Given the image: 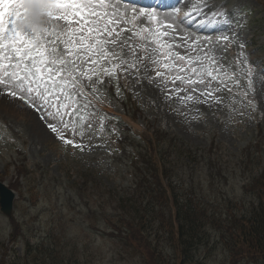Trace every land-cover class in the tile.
Segmentation results:
<instances>
[{"label":"rangeland","instance_id":"374dc122","mask_svg":"<svg viewBox=\"0 0 264 264\" xmlns=\"http://www.w3.org/2000/svg\"><path fill=\"white\" fill-rule=\"evenodd\" d=\"M174 2L175 0H167L169 4ZM201 2L204 0H196V3ZM209 2L213 7L205 9V12L214 11L221 4L231 11L239 4L246 13L242 26L234 27L233 31L225 33L229 37L228 45L234 53H229L228 45L226 52L223 51L225 47L223 43L217 46V55L223 57L222 62L229 66L230 71L236 72L240 86L236 87L232 81H227L233 91L215 93L221 98V103L212 100L208 103L194 101L182 103L175 94L171 99L168 98V89L173 87L171 84L165 86L160 78H153L149 83V77H154V73L151 68L147 73L141 69L138 75H125L129 77L133 96L142 104L141 116H145L147 121L144 118L133 120L125 115L117 104H113L117 109L116 113L121 114L133 125L137 135H140L144 128L150 131L154 127L159 129L158 137L165 135L169 142L165 143V148L170 154L168 172L178 169L179 174L185 173L188 170L179 160L188 163L193 160L191 165L200 168L193 180V186L198 194L196 198L203 197L201 201L205 205L213 204L215 200L212 198L215 195V188L217 189V183L210 179L208 171L201 168L208 158H213L212 161L217 158L224 168L230 167L226 172L228 181L222 182L220 189L223 195H226L224 194L226 191H232L230 197L234 199L248 200L244 197L242 188L246 163L241 161L248 147L261 144L262 161L254 169V173L264 171V71H261L264 69L261 68L264 65V0H209ZM140 4L147 5L141 0ZM178 6L184 7L182 8L184 13L192 9V4L187 0H181ZM163 14L161 12V15ZM200 19V16H195L191 23L198 29L191 26L186 29L184 25H179L177 31L182 35L186 32L190 41L198 37L203 41L205 32L198 27ZM186 23L189 21L186 20ZM218 35L211 36L213 42L217 40ZM177 42L182 41L178 38ZM175 51L185 53L184 48H177ZM241 52L247 60L246 64L244 58L240 57ZM176 87H181L179 82ZM245 92L246 97L243 96ZM187 94L180 92L179 96ZM259 125L262 126L261 133L257 131ZM65 138L84 145V150L65 145L43 121L38 119V114L21 101L10 100L7 95L0 97V180L9 183L17 197L12 217H6L0 211L2 263L6 264L4 261L10 255L19 256L22 253L26 238L35 242L37 239H46L49 233L53 232L58 233L55 244L63 249L64 264H148L144 261V256L147 257L148 253L143 255L121 241L128 233L122 234L125 228L118 222V217L123 218L122 213L127 210L125 206L121 208L120 201L129 194L131 188L137 190V174L140 169L136 166L144 165L139 162L129 168L127 160H124L127 156L120 160L114 157L117 143H108L100 139L94 135L93 128L90 131L85 130L83 139L79 136L74 137L71 132H66ZM177 140H181L179 143L183 141L189 144L192 156H189L184 148H179V143L173 145ZM197 162L201 164L195 165ZM162 179L167 187V177L163 175ZM186 182L189 184V178ZM161 187L159 192H155V197H158L160 206H163L167 214L168 190L166 191L162 184ZM144 188L145 185L141 191ZM185 188L186 186H179V191L183 193ZM171 209L175 212L173 208ZM165 216L161 212V219ZM161 219H156L154 223L156 231L154 235L161 233L162 240L158 242L165 246L167 252L165 255L161 254L159 258L168 260L174 255L173 252L177 255L176 252L180 251H177L178 234L176 229L172 234L169 233L170 221L162 224ZM12 222H17V229L13 232L15 241L10 234ZM126 222L131 228V221ZM171 223L175 228L180 224L175 218ZM116 226L122 232L117 231L120 240L105 233L108 228ZM206 227L211 231L206 232L205 238L196 240L201 241L200 247L199 244H195L188 252L196 253L199 248L198 257L194 262H202L200 257H205L213 248L216 250L215 253L204 264L246 263V259L241 258V253L231 257L226 246H223V241L232 243L230 233L222 234L211 226ZM186 230L191 233L187 228ZM199 231L197 237L203 235L205 227ZM207 238L208 241H205ZM135 245L144 246L137 241ZM1 256H5V260H2ZM178 257L176 256V260L170 259V264H180L183 260L186 261L185 264H190L186 256L183 259H177ZM150 260L154 261L153 258ZM45 261L46 264H62L51 257Z\"/></svg>","mask_w":264,"mask_h":264},{"label":"snow or ice","instance_id":"6c2138e0","mask_svg":"<svg viewBox=\"0 0 264 264\" xmlns=\"http://www.w3.org/2000/svg\"><path fill=\"white\" fill-rule=\"evenodd\" d=\"M26 2L0 0V96L34 110L65 145L83 151L84 145L66 139L65 133L83 139L97 118L103 131L106 114L98 115L90 97L101 100V86H111L113 80L119 94V74L138 75L141 69L147 73L151 68L154 77H149V83L160 78L165 86L171 84L168 98L175 94L182 103H221L215 93L233 91L227 81L240 86L236 72L217 55L222 43L227 51L225 33L246 19L239 4L231 11L221 4L205 12L213 7L209 0H187L192 9L181 16L177 7L181 0L172 4L153 0L147 5L140 0H44L46 27L22 30L19 21L27 12ZM195 16L201 17L198 27L205 32L203 41L199 37L190 41L186 32L177 31L179 25L189 28ZM217 34L213 42L211 36ZM240 57L244 58L243 52ZM248 75L250 88L251 71ZM177 82L181 87H176ZM180 92L188 94L179 96Z\"/></svg>","mask_w":264,"mask_h":264},{"label":"trees","instance_id":"16d2710c","mask_svg":"<svg viewBox=\"0 0 264 264\" xmlns=\"http://www.w3.org/2000/svg\"><path fill=\"white\" fill-rule=\"evenodd\" d=\"M247 153V155H244V159L252 155L250 152ZM169 155L170 154L164 150L165 166L168 162H170ZM254 156L256 160L253 159L250 162H243L246 163V165L244 166V183L242 188L243 195L244 197H247L248 200H224V209L220 207L219 204H216L217 201H214L212 205H205L200 203V201H197L196 197H198V194L196 192V188H193L192 182L195 178V174L200 169L199 167L192 166L191 163H188L187 161L179 160L188 168V171L181 174L182 178H180V180L175 181H173V177L179 178L180 176L178 169H172V172H168L167 168L165 169V166L162 167V173L169 177V187L172 195L174 196L175 209L173 210L175 212H173L168 203H166V210L168 211L166 214L163 206H160L159 204L158 197L148 195V188L144 189L142 192L143 197L141 198L128 197L127 199L120 201L121 208L123 206L127 208V210L123 212L124 215L127 214L128 210L132 212L130 215V219L132 220L130 225V229L132 230L130 232L133 234L132 241L130 243L131 246L134 247L137 252L141 251L143 255L148 253V258L144 256V261H147L148 264H170L169 260H176V256H179L177 259H183L186 256L190 261V264H192L194 259L198 257L197 255L200 250L198 248L197 252L192 254L188 252L195 244H199L200 247L201 241L196 242V240L205 238L207 236L206 232L211 231L206 226H211L212 228L220 231L222 234L230 233L232 243L223 241V246H226L231 257L235 254L241 253V258L245 257L253 264H264V171L259 174L254 173V169L256 165L260 163L261 158L259 155ZM208 164L211 168L217 165L214 161L209 162ZM201 168L203 169L204 165ZM211 168L209 175L212 179H214V182L217 183V188H219L221 181L223 179H227L226 174L223 173L225 168L222 166H217L215 170H211ZM246 173L248 174L246 175ZM185 174L189 175V188L185 189V192L182 193L178 190V187L185 185ZM151 176L156 178L154 173H152ZM177 194L180 197L177 196ZM230 194H227V196L229 197ZM218 199L220 198L217 194H215L212 198V200ZM129 203L131 205H128ZM127 206H129V208ZM161 212L166 215L165 218L162 219V224H167L170 221V223H168L169 233L172 234L174 229H176L178 234L177 244L179 248L177 251H180L176 252L177 255L173 252L174 255H171L168 260H160L159 258L161 254L165 255L167 252V249L165 251V246H162L158 242L162 240L161 233L159 232L157 236L154 235L156 232L154 231V223L156 218L158 219L161 217ZM174 218L180 222L176 228L171 223ZM136 226L140 228L143 235H139V233H137L135 229ZM204 227L205 232L203 235L201 237H197L200 232L199 230ZM186 228L191 233H188ZM136 241L139 244L143 243L144 246L140 247L134 245L133 242ZM205 241H208V238ZM215 251V249L211 248V250L206 253L205 257H200V261L204 262L211 259V256H213ZM50 257L51 259H56L64 264L63 249L57 247L47 249L45 244H37L34 247H29L24 259L15 256L10 257L8 261L4 262H6V264H34L33 258H35V262L37 264H46L45 260ZM150 258H153L154 261L152 262ZM2 260L5 259L3 258ZM185 263V260L180 262V264ZM0 264H3L2 261Z\"/></svg>","mask_w":264,"mask_h":264},{"label":"clouds","instance_id":"9594fccd","mask_svg":"<svg viewBox=\"0 0 264 264\" xmlns=\"http://www.w3.org/2000/svg\"><path fill=\"white\" fill-rule=\"evenodd\" d=\"M46 4L44 0H27L25 8L27 12L25 17L19 21V27L33 28L35 30H41L47 25V17L45 14Z\"/></svg>","mask_w":264,"mask_h":264},{"label":"bare ground","instance_id":"6f19581e","mask_svg":"<svg viewBox=\"0 0 264 264\" xmlns=\"http://www.w3.org/2000/svg\"><path fill=\"white\" fill-rule=\"evenodd\" d=\"M0 97H4V95L3 96H0ZM10 100H11V98H10Z\"/></svg>","mask_w":264,"mask_h":264},{"label":"water","instance_id":"95a60500","mask_svg":"<svg viewBox=\"0 0 264 264\" xmlns=\"http://www.w3.org/2000/svg\"><path fill=\"white\" fill-rule=\"evenodd\" d=\"M10 206H11V202H10Z\"/></svg>","mask_w":264,"mask_h":264}]
</instances>
